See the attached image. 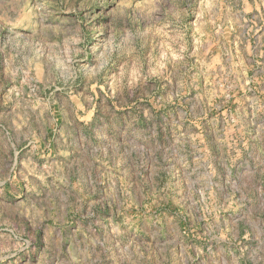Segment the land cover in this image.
I'll return each mask as SVG.
<instances>
[{
	"label": "rangeland",
	"instance_id": "obj_1",
	"mask_svg": "<svg viewBox=\"0 0 264 264\" xmlns=\"http://www.w3.org/2000/svg\"><path fill=\"white\" fill-rule=\"evenodd\" d=\"M0 249L264 264V0H0Z\"/></svg>",
	"mask_w": 264,
	"mask_h": 264
},
{
	"label": "clouds",
	"instance_id": "obj_2",
	"mask_svg": "<svg viewBox=\"0 0 264 264\" xmlns=\"http://www.w3.org/2000/svg\"><path fill=\"white\" fill-rule=\"evenodd\" d=\"M119 63H120L119 58L114 59L111 67L108 68L107 72L101 74L98 78L102 82L107 83L108 74L114 72L115 69L119 66ZM13 238H15L17 240V243L14 246V248L12 249V251H15L16 248H22L24 246L23 239H22L21 235L17 234ZM7 253H8L7 249H0V254H4L5 258L7 257Z\"/></svg>",
	"mask_w": 264,
	"mask_h": 264
}]
</instances>
